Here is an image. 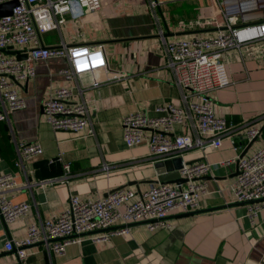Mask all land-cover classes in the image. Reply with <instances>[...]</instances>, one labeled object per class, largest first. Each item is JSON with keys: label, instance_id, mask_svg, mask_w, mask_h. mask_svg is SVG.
Here are the masks:
<instances>
[{"label": "crops", "instance_id": "obj_1", "mask_svg": "<svg viewBox=\"0 0 264 264\" xmlns=\"http://www.w3.org/2000/svg\"><path fill=\"white\" fill-rule=\"evenodd\" d=\"M157 1L168 42L197 35L209 37L219 30L214 25L182 30L181 21H206L215 16L225 23L218 0ZM258 2L264 4V0ZM69 16L55 30L56 37L46 41L45 33L41 34V45L103 44L110 72L125 73L126 77L84 90V98L94 110L90 123L78 135L54 130L43 111V102L55 88L77 86L74 79L59 73L68 67L66 57L40 60L34 78L16 83L26 107L0 121V174H15L17 185L9 194L14 202L29 201L31 208L15 222L0 224V264H20L16 251H8L5 242L26 237L31 224L62 213L74 195L96 200L118 189H131L137 199L146 193L158 179L156 163L161 160L152 158L145 144L126 145L122 119L135 111L155 115V108L162 104L183 105L182 90L167 66L165 46L148 0H100L97 11ZM224 58L232 82L210 96L216 115L232 124L238 149L224 139L220 148L194 147L179 155L185 162L204 160L212 165L211 173L203 179L207 192L198 208L174 211L169 228L150 230L146 221H137L130 223L129 233L113 234L105 241H95V233L86 234L63 253H49L46 243L40 241L27 247L31 264H264V212L252 221L247 206L233 197L237 164H220L243 153L248 156L264 143V58L244 54L241 59L236 49L226 51ZM91 78L85 75L82 80L89 83ZM189 100L199 98L190 96ZM252 126L262 132L251 141L246 130ZM176 133L193 134V130L187 125ZM22 141L40 144L43 154L20 163L17 143ZM53 157L69 164L67 177L57 182L40 181L33 163ZM105 164L110 166L107 170ZM121 226L118 221L112 229Z\"/></svg>", "mask_w": 264, "mask_h": 264}, {"label": "built area", "instance_id": "obj_2", "mask_svg": "<svg viewBox=\"0 0 264 264\" xmlns=\"http://www.w3.org/2000/svg\"><path fill=\"white\" fill-rule=\"evenodd\" d=\"M7 1L10 0H0V4ZM18 2L11 14L0 17V121L8 120L11 112L26 107L25 98L18 93L16 83L34 78L37 62L51 57H66L68 67L59 73L74 79L77 86L55 88L43 102V111L46 122L54 130L81 134L90 123L94 110V106H89L84 98V90L121 80L126 75L110 72L103 44L68 45L63 42L47 47L41 45L40 37L43 33L59 29L66 21L67 14L76 18L97 11L100 0ZM218 2L223 8L224 24L215 16L206 21L179 23L182 30L195 25H214L219 28L216 34L168 42L164 22L158 12L159 1L148 0L158 34L165 46L167 66L176 85L182 90L183 105H159L155 108V115L146 111L125 115L122 127L128 147L145 144L151 157L157 160L182 155L194 147L220 148L224 139H229L238 149L232 124L216 115L210 93L232 82L224 58L226 51L236 49L241 59L244 54L264 58V4H259L258 0ZM5 49L24 50L28 55L26 59H18L6 53ZM85 75L92 76L89 83L83 82ZM76 95L81 100H76ZM190 96H197L199 100L190 101ZM187 125L192 127L194 135L176 133L179 127ZM261 132L260 127L252 126L246 130V136L252 141ZM169 133H173V136H168ZM17 151L20 163L44 152L40 144L26 141L17 143ZM19 161L16 165H19ZM232 162L238 166V175L232 185L233 197L236 202L247 206V215L255 221L264 212V143L248 156L237 155L220 161V164ZM109 167L108 164L104 165L105 170ZM69 171V164H64L63 176L50 180L57 182L67 177ZM211 171L212 165L207 161L188 164L183 160L180 176L187 179L185 182L152 183L149 190L137 199L135 191L131 189H118L96 200H81L74 195L66 210L38 224H31L26 237L8 239L5 248L16 251L20 264H31L27 247L40 241L46 243L49 253H63L68 245L80 241L86 233H95V241L108 240L113 234H127L132 222L146 221L150 230L169 228V217L174 211L189 212L198 208L201 196L207 192L203 177ZM14 176L12 171L0 174V224L15 222L31 208L29 201L14 202L9 194L17 185ZM118 221L123 226L112 229Z\"/></svg>", "mask_w": 264, "mask_h": 264}, {"label": "water", "instance_id": "obj_3", "mask_svg": "<svg viewBox=\"0 0 264 264\" xmlns=\"http://www.w3.org/2000/svg\"><path fill=\"white\" fill-rule=\"evenodd\" d=\"M19 4L18 0H10L0 4V17L6 16L12 13V10L15 6ZM43 46V45H42ZM6 53L15 55L18 59H26L27 52L24 50H12L5 49ZM245 153L241 156L243 157ZM188 164L193 162H187ZM183 166V158L181 156L170 158L166 161H159L156 163L158 179L154 182H163V183H182L187 179L180 176V169ZM35 168L36 178L40 181H46L54 178L63 176L64 174V165L60 160V157L53 158H44L37 160L33 163ZM238 175V170L235 173ZM207 177H203L205 179ZM107 230V229H106ZM96 232V231H94ZM87 234V233H86ZM85 235V234H84Z\"/></svg>", "mask_w": 264, "mask_h": 264}, {"label": "rangeland", "instance_id": "obj_4", "mask_svg": "<svg viewBox=\"0 0 264 264\" xmlns=\"http://www.w3.org/2000/svg\"><path fill=\"white\" fill-rule=\"evenodd\" d=\"M66 18L68 19V18H70V16L67 14V15H66ZM57 33H58V32L55 31V30L50 31V32L44 34V38H45L46 41H47V40H50L51 38L56 37ZM260 137H262V136H260Z\"/></svg>", "mask_w": 264, "mask_h": 264}, {"label": "bare ground", "instance_id": "obj_5", "mask_svg": "<svg viewBox=\"0 0 264 264\" xmlns=\"http://www.w3.org/2000/svg\"><path fill=\"white\" fill-rule=\"evenodd\" d=\"M260 4V3H259Z\"/></svg>", "mask_w": 264, "mask_h": 264}]
</instances>
